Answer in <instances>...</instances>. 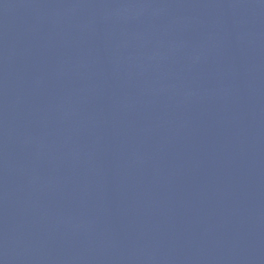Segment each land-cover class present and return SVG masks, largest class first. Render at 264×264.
<instances>
[{
	"label": "water",
	"instance_id": "obj_1",
	"mask_svg": "<svg viewBox=\"0 0 264 264\" xmlns=\"http://www.w3.org/2000/svg\"><path fill=\"white\" fill-rule=\"evenodd\" d=\"M0 264H264V0H0Z\"/></svg>",
	"mask_w": 264,
	"mask_h": 264
}]
</instances>
